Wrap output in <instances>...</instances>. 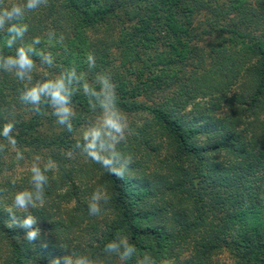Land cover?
Instances as JSON below:
<instances>
[{"label": "trees", "instance_id": "obj_1", "mask_svg": "<svg viewBox=\"0 0 264 264\" xmlns=\"http://www.w3.org/2000/svg\"><path fill=\"white\" fill-rule=\"evenodd\" d=\"M26 5L0 0V262L81 254L96 264H264V0ZM13 7L23 14L5 16ZM13 25L27 30L16 36ZM21 49L31 70L8 63ZM59 80L71 110L63 121L50 97L23 99ZM114 113L144 122L120 139L98 126ZM91 127L101 155L130 157V171L140 164L137 180L89 157ZM26 161L54 162L47 208L31 210L41 229L33 244L6 226L15 195L33 190L31 168L17 173ZM97 188L111 197L100 219L88 211ZM123 237L136 248L127 261L105 250Z\"/></svg>", "mask_w": 264, "mask_h": 264}, {"label": "clouds", "instance_id": "obj_2", "mask_svg": "<svg viewBox=\"0 0 264 264\" xmlns=\"http://www.w3.org/2000/svg\"><path fill=\"white\" fill-rule=\"evenodd\" d=\"M41 0H27V9L36 10L40 6ZM23 14V9L20 7H13L11 11L6 12L5 16L12 18L13 16L19 17ZM3 23V18H0V24ZM27 30L26 27H17L15 25L10 28L11 32H14L16 36H22ZM91 60L92 57L90 56ZM8 63L16 65L21 70H31L33 67V61L24 52V50H19L18 57L16 59L10 58ZM23 71L21 72V75ZM42 96H48L51 98V102L57 108V115H60L61 120H66L71 115V110L68 107V94L65 90V84L62 80L56 82L45 83L32 87L29 91L24 93L23 99L32 104H38L41 101ZM105 125L111 130V133L117 134L123 137L124 133V122L122 118L113 114L105 121ZM88 139V137H86ZM98 136L93 133L91 136V141L87 145V152L89 157L100 164L102 167L107 169V171L117 176L120 179H124L131 164V158L126 157L122 162H118L115 156H103L100 152L96 150ZM54 162L49 161L43 169L38 165H33L31 168V183L33 185V190H26L18 192L15 195L13 206L6 209L9 214V219L6 221V226L8 228L19 227L25 231L24 239L28 241L29 244H33L35 241L41 239V229L38 227V218L33 215L31 210L37 207H42L45 203V185L48 183L47 172L51 171V165ZM111 197L104 188H97L91 196L88 211L92 216H99L103 207L107 205ZM17 212L21 215H17ZM43 246H47L44 244ZM105 250L110 253H115L118 255L119 260L127 261L130 260L136 248L134 245L130 244L126 237L122 239H114L105 245ZM145 261L150 260V264H155L150 257L145 256L143 258ZM51 264H96V261L88 257L87 255H76L68 254L63 258L57 257L52 260Z\"/></svg>", "mask_w": 264, "mask_h": 264}, {"label": "rangeland", "instance_id": "obj_3", "mask_svg": "<svg viewBox=\"0 0 264 264\" xmlns=\"http://www.w3.org/2000/svg\"><path fill=\"white\" fill-rule=\"evenodd\" d=\"M123 122H124V126H125L124 127V133H123V138H124V137H127V136H133V129L135 128V126L141 125L144 122V119L140 118V117H130V118L129 117H124ZM104 125H105L104 123L98 122V126L101 127V126H104ZM93 129L94 128H92V127L87 129L84 132L83 136L87 137L90 134H92L93 133ZM120 139H122V138L120 137ZM38 162H40V161L38 160ZM29 165H30L29 162L26 161L25 167L17 169V173L19 174V176L23 175L25 172L30 170L31 167ZM136 168H139V169H137L135 171H130V170L127 171V173L125 175V180L126 181L131 182V181H135V180H137V178H139L140 173H142V170H141L142 168H141L140 164L137 165ZM148 173L149 172H147L146 174H148ZM44 206L45 205H43L42 207H44ZM45 207L47 208V206H45ZM73 207H74L73 203L71 205L65 204V205H62L61 211L64 212L66 209H68V208L72 209ZM51 211L54 212L55 214L61 212L60 210H57V209L56 210L54 209V210H51ZM100 217H102V216H99L98 218L100 219ZM111 222H112V216L110 214H107V216L103 220V225L105 223L107 224V223H111ZM102 227L103 226H101V228ZM98 228H100V227H98ZM72 236L75 237L76 234H72ZM87 237H88V239L82 240V242H83L82 248L79 251H82L84 248H86L85 246H86L87 242H89V239H91L90 237H92V235L90 233H88ZM0 264H3V260L0 262Z\"/></svg>", "mask_w": 264, "mask_h": 264}]
</instances>
